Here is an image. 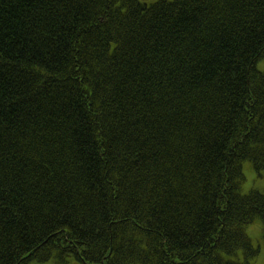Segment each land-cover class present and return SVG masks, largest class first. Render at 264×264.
Listing matches in <instances>:
<instances>
[{
	"label": "trees",
	"instance_id": "16d2710c",
	"mask_svg": "<svg viewBox=\"0 0 264 264\" xmlns=\"http://www.w3.org/2000/svg\"><path fill=\"white\" fill-rule=\"evenodd\" d=\"M245 162L264 0H0V264H251Z\"/></svg>",
	"mask_w": 264,
	"mask_h": 264
},
{
	"label": "rangeland",
	"instance_id": "374dc122",
	"mask_svg": "<svg viewBox=\"0 0 264 264\" xmlns=\"http://www.w3.org/2000/svg\"><path fill=\"white\" fill-rule=\"evenodd\" d=\"M139 2L150 5L157 0H138ZM242 173L244 177V183L242 185V192L247 193L250 190L259 191L264 193V169L260 171L258 174L252 169L250 163L245 162L242 165ZM256 223L247 227V234L250 238L256 239L258 237V230L256 228ZM28 264H56L54 260H51L46 263H37V262H30ZM68 264H79L75 263L71 259H68ZM251 264H264V252L260 253V255L251 263Z\"/></svg>",
	"mask_w": 264,
	"mask_h": 264
}]
</instances>
